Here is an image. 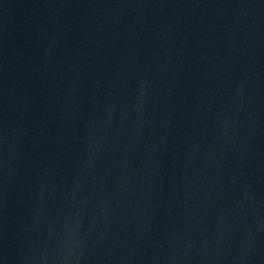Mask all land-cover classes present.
Here are the masks:
<instances>
[{
  "label": "water",
  "instance_id": "95a60500",
  "mask_svg": "<svg viewBox=\"0 0 264 264\" xmlns=\"http://www.w3.org/2000/svg\"><path fill=\"white\" fill-rule=\"evenodd\" d=\"M0 264H264V0H0Z\"/></svg>",
  "mask_w": 264,
  "mask_h": 264
}]
</instances>
